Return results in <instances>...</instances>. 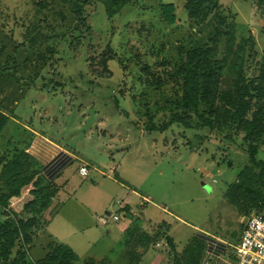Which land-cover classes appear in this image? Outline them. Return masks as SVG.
<instances>
[{
  "label": "rangeland",
  "instance_id": "rangeland-1",
  "mask_svg": "<svg viewBox=\"0 0 264 264\" xmlns=\"http://www.w3.org/2000/svg\"><path fill=\"white\" fill-rule=\"evenodd\" d=\"M188 1L0 0V112L12 117L0 131V199L22 181L48 191L33 207L40 226L30 235L37 240L17 239L1 264H36L43 250L51 254L58 246L39 240L55 189L34 181L36 166L23 149L30 141L24 124L75 147L93 164L114 161L128 188L92 174L72 182L70 192L91 180L111 185L115 202L109 210L129 224L132 215L120 210L126 201L142 215V199L132 189L167 207L176 219L164 217L181 232L171 246L173 264L200 262L205 244L198 235L189 243L195 253L178 254L192 233L189 224L198 227L196 234L215 233L236 244L251 214H264V166L250 157L256 150V160L264 161V137L246 139L243 124L225 121L233 113L229 96L245 84V120L258 117L264 125V0H207L196 16ZM166 3L176 6L173 25L162 15ZM191 54L208 72L201 77L199 108L211 119L219 114L216 130L184 106ZM176 114L185 122L171 123ZM244 171L249 177L238 185ZM1 200L0 222L13 219ZM153 235L158 239L151 246L162 240L159 231Z\"/></svg>",
  "mask_w": 264,
  "mask_h": 264
},
{
  "label": "crops",
  "instance_id": "crops-1",
  "mask_svg": "<svg viewBox=\"0 0 264 264\" xmlns=\"http://www.w3.org/2000/svg\"><path fill=\"white\" fill-rule=\"evenodd\" d=\"M10 120L12 117L8 123ZM22 126L30 133V141L24 145L23 149L36 166L37 175L34 181H40V187L53 186L55 189L53 200L45 216L46 223L39 230V240L42 238L44 241L49 240L52 243L67 245L83 261L93 259L96 262L107 264H173V258L170 259L171 246L176 247V238L180 236L181 232L177 224H173L171 219L164 217V215L170 216L171 214L167 207L156 204L151 197L140 195L139 192L132 189L131 193L142 199L141 205L138 206L142 215L137 216L133 213L132 207L126 201L123 208L126 207L129 214L132 215L131 223L120 220L112 225L104 224L100 217L110 211V206H113L115 202L111 185L101 180L96 182L91 180L89 183L77 184V187L71 192L68 186L72 182L86 181L92 177V174H96L107 176L114 183H119L123 189H128L127 186L120 183L117 177L118 169L115 162L113 161V164L110 165V162L106 160L101 161L100 165L93 164L87 159H82L75 147L71 148L59 143L38 131L35 126L29 124ZM109 149L112 148L108 147ZM105 150L108 151L106 148ZM83 166L88 167V177L80 173V168ZM35 189L37 187L34 183L22 187L19 195L13 196L9 200V211L19 213L29 201L34 199L33 190ZM151 208L157 209V213ZM120 210L122 209L120 208ZM137 218H140V221ZM172 218L176 219L174 216ZM57 224L62 226L58 227ZM189 225L192 226H188L192 233L181 249L177 247L178 254L184 257L195 253L189 247V243L193 237L198 235L205 244L198 264H227L225 259L227 250L230 244H235L236 241H231V238L230 240L225 239L215 233H208L207 236H204L203 233L196 234L194 231L198 232V227ZM158 226L159 229H156ZM156 231L161 233L162 240L151 246V242L154 243L158 239L153 235ZM36 245L38 244L36 243ZM105 247L107 250H102ZM121 247H125V249L121 250ZM43 252L45 257L48 252L47 250H43Z\"/></svg>",
  "mask_w": 264,
  "mask_h": 264
},
{
  "label": "trees",
  "instance_id": "trees-1",
  "mask_svg": "<svg viewBox=\"0 0 264 264\" xmlns=\"http://www.w3.org/2000/svg\"><path fill=\"white\" fill-rule=\"evenodd\" d=\"M114 1L116 3L119 2V0H114ZM204 1L207 0L188 1L187 6L189 8V13L191 16L197 15L196 8L199 10L200 4L202 5ZM161 9L164 20L170 25L175 24L177 21V16L175 14L176 12L175 4L173 3L162 4ZM195 57L196 54H191L189 56V61L185 66L186 90L183 98L184 106L186 108H192L195 111V113L198 115V117L203 120V125H205V127H209V129L211 130H216L218 126L222 124L221 119L218 117L219 114L211 119L203 116L200 113L199 105L201 100L199 99V94L201 88L203 87L201 77L203 79H206V75L204 73H208V72L204 68L200 67L198 63H196L197 61H195ZM242 88H244L245 90H239L234 95L229 96L228 99L232 103L233 113L230 116H227L225 121L229 125V127H234L236 125L243 124V127L246 130V139L252 136H257L259 138L264 137V125L260 123L258 117H254L251 121L245 120L250 110V106L247 100V93H248L247 86L243 84ZM8 120H9V116L0 112V131H2V129L6 126ZM175 122L184 123L185 121L184 118H182L179 114H176L174 115L171 123H175ZM256 154H257L256 150H253L250 155L251 161L259 167L264 166V161L256 160ZM25 158H27V156H25ZM18 162L20 161L17 160L15 162V165ZM18 168L21 169L23 167L19 166ZM9 173L12 175L13 172H9ZM249 174H250L249 171H244L241 174V179L238 182V185H242L241 182L245 181L244 179L245 178L247 179V177H249ZM28 183H29L28 181H22L21 183L16 184L14 187H12V191L10 194H5L1 196L2 200L1 199L0 200L5 203V205H3L2 207H5V209L9 211L8 205L11 197L18 195L21 188L24 187L25 185H28ZM36 191L37 192L33 190V195L35 196L34 199L29 201L19 213L9 211L11 212V215L14 216L13 219L9 218L10 217L9 216L8 218H6V220L0 222V230L2 232V234L0 235V264H1V260L9 259L12 250L15 248L17 239L22 238L24 243L30 244L31 239L33 238V236L31 238L30 232L33 231V228L38 229L37 226H40L38 224L40 223L39 222L40 220L36 219L37 216L35 215L37 214L34 213L33 207L34 205L39 207L38 205L40 204L41 197L46 196L48 194V191L42 188L41 190H36ZM52 195L54 196V194ZM256 205H259V202H256ZM122 210L128 211L126 207L122 208ZM33 213L35 215H33ZM43 225H45V223ZM57 244H58L57 248H59V250H57L56 248L55 250H53L51 254H49L48 252L47 255L43 259L39 260L36 264H44L42 262H44L45 260H46L45 263H49V264H73L71 262L72 259L74 258L79 259L69 246L61 243H57ZM90 261L91 264H107L105 262H96L93 259H90ZM23 264H28V263L23 262Z\"/></svg>",
  "mask_w": 264,
  "mask_h": 264
},
{
  "label": "built area",
  "instance_id": "built-area-1",
  "mask_svg": "<svg viewBox=\"0 0 264 264\" xmlns=\"http://www.w3.org/2000/svg\"><path fill=\"white\" fill-rule=\"evenodd\" d=\"M80 173L88 177V167H81ZM100 220L104 224H115L121 217L119 211H107ZM244 226L240 240L236 244H230L227 250V264H264V214H251Z\"/></svg>",
  "mask_w": 264,
  "mask_h": 264
}]
</instances>
